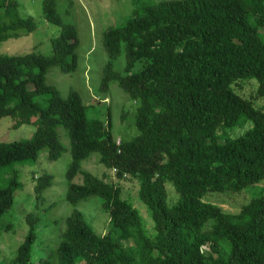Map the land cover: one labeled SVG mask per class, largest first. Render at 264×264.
Masks as SVG:
<instances>
[{"label":"trees","instance_id":"obj_1","mask_svg":"<svg viewBox=\"0 0 264 264\" xmlns=\"http://www.w3.org/2000/svg\"><path fill=\"white\" fill-rule=\"evenodd\" d=\"M57 1L42 0L44 18L60 27L49 55L0 54V117L10 116L13 127L32 118L37 123L29 139L0 141V167L33 162L43 149L57 159L65 149L57 132L62 126L71 152L67 200L98 196L109 219L97 234L74 210L56 247L37 264H264V191L237 212L204 200L208 191L238 192L264 181V104L253 102L264 100V0H132V16L103 33L110 59L123 52L126 61L124 75L109 61L103 83L115 79L137 101L138 133L119 141L110 119L86 116L75 90L63 97L46 82L50 67L69 73L77 61V31L57 13ZM0 9V41L36 29L17 0H0ZM243 79L256 81L254 95L234 89ZM35 95H48L45 108ZM244 123L243 131L226 134ZM93 152L106 168L101 176L80 166ZM78 173L82 182H72ZM51 180V174L36 178L37 199ZM125 180L137 182L150 225L122 195ZM168 182L178 193L174 202ZM19 187L16 178L0 184V217ZM26 219L28 232L10 264H29L35 220Z\"/></svg>","mask_w":264,"mask_h":264},{"label":"rangeland","instance_id":"obj_2","mask_svg":"<svg viewBox=\"0 0 264 264\" xmlns=\"http://www.w3.org/2000/svg\"><path fill=\"white\" fill-rule=\"evenodd\" d=\"M142 1L146 4L154 3L152 0ZM17 2L20 14L31 16L36 23V29L29 34L0 41V54L37 52L49 55L51 38L59 34L60 27L44 18L42 0ZM56 11L65 22L72 23L76 28L77 61L75 69L69 73L62 72L59 66L50 67L46 73V82L56 86L63 97L75 90L86 107V116L89 119H110L116 141L131 140L138 133L134 125L137 101H134L115 79L103 83L105 66L109 61L111 69L122 75L125 74L126 63L123 52L110 59L104 46L103 33L108 28L123 24L132 16V0H58ZM1 13L0 9V15ZM140 65L141 62H136L132 71H137ZM233 87L241 96L249 97L255 94L257 83L253 79H243L237 80ZM29 88L32 89V86ZM34 99L40 107L45 108L48 95H35ZM253 102L256 107H262L264 104V100L260 98H254ZM33 120L34 118L31 122L13 127L14 121L10 116L0 117V141L29 139L37 127ZM246 127L247 123L234 126L227 129L226 134L239 133ZM57 132L65 147L57 159H49L47 150L43 149L33 162L14 161L0 167L1 186H6L12 178L21 183V187L14 191L11 207L0 217V264H10L15 257L16 249L29 229L26 219L28 214L35 220V240L30 249L29 264H37L40 258H46L56 247L65 227L64 218L74 210L82 213L85 221L97 234H103L107 229L109 216L103 210L98 196H90L75 204L67 200L69 180L66 172L71 163L70 140L62 126L57 127ZM98 157V153H91L80 161L81 168L95 176H101L106 168L98 162ZM44 174L52 175L51 184L37 199L33 187L36 178ZM71 181L81 183V173L76 174ZM137 188V182L134 180L122 181V195L133 201L147 225H150L151 219L147 209L137 199ZM166 188L168 201H176L178 193L173 185L168 182ZM263 191L264 181H261L238 192L208 191L204 200L221 206L224 211L237 212L251 197Z\"/></svg>","mask_w":264,"mask_h":264}]
</instances>
